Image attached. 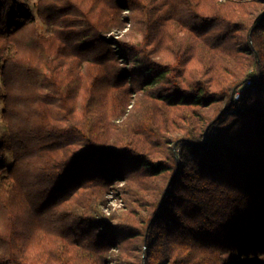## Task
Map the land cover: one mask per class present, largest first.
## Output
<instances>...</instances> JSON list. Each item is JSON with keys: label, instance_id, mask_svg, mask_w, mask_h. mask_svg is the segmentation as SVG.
<instances>
[{"label": "trees", "instance_id": "obj_1", "mask_svg": "<svg viewBox=\"0 0 264 264\" xmlns=\"http://www.w3.org/2000/svg\"><path fill=\"white\" fill-rule=\"evenodd\" d=\"M36 7L0 0V264H264V0Z\"/></svg>", "mask_w": 264, "mask_h": 264}, {"label": "rangeland", "instance_id": "obj_2", "mask_svg": "<svg viewBox=\"0 0 264 264\" xmlns=\"http://www.w3.org/2000/svg\"><path fill=\"white\" fill-rule=\"evenodd\" d=\"M36 3H37V0H30V5H31V10L33 11L34 14L37 13V7H36ZM40 24V27H41V30L43 33L49 35L51 34L52 30H51V27L47 26V25H44L42 24L41 22H39ZM2 93V89H1V81H0V94ZM2 109H3V102L2 100L0 99V121H1V113H2ZM12 162V157L9 155L8 156V161H7V165H10ZM117 200L115 199H111L110 201V205L113 206V207H116L118 206V204L116 203Z\"/></svg>", "mask_w": 264, "mask_h": 264}, {"label": "built area", "instance_id": "obj_3", "mask_svg": "<svg viewBox=\"0 0 264 264\" xmlns=\"http://www.w3.org/2000/svg\"><path fill=\"white\" fill-rule=\"evenodd\" d=\"M252 84V80L249 79L245 84L240 86L237 91L235 92L234 98L237 100L239 99L246 91V89Z\"/></svg>", "mask_w": 264, "mask_h": 264}]
</instances>
